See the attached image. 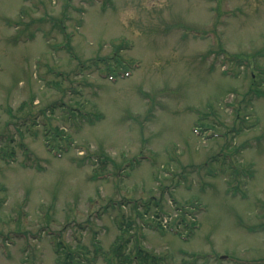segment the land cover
Wrapping results in <instances>:
<instances>
[{"label":"rangeland","instance_id":"obj_1","mask_svg":"<svg viewBox=\"0 0 264 264\" xmlns=\"http://www.w3.org/2000/svg\"><path fill=\"white\" fill-rule=\"evenodd\" d=\"M116 46L130 74L80 66ZM119 235L264 264V0H0V264H107Z\"/></svg>","mask_w":264,"mask_h":264},{"label":"trees","instance_id":"obj_2","mask_svg":"<svg viewBox=\"0 0 264 264\" xmlns=\"http://www.w3.org/2000/svg\"><path fill=\"white\" fill-rule=\"evenodd\" d=\"M118 47L116 46L114 48V54L112 56H98L90 60V63L83 62L80 64V66H83V68H90L92 66H95L96 69H101L99 72L102 76L110 77V78H116L119 76V74H123L124 70H127V67H122L124 61L122 60V57L120 54H118ZM71 52V51H69ZM82 69V68H81ZM77 91V89H73ZM66 103H63L62 107L65 108H71V105H64ZM61 107V108H62ZM72 109V108H71ZM10 110V109H9ZM69 110V109H68ZM73 110V109H72ZM10 112V111H9ZM28 114L26 113V117ZM95 117L98 115L95 114ZM47 146H49L51 149L52 141H48ZM159 208H161L159 206ZM160 210V209H159ZM163 210V209H162ZM161 211V210H160ZM158 215V214H157ZM156 215H154L155 217ZM183 222H185V218L183 215L180 217ZM185 225V224H184ZM129 241V238H125L121 235L118 236V238L114 241V244L111 246L110 249H108L109 254L104 257L107 264H160L162 258L151 253L150 251L146 250L141 245H138V243L134 244V247H132V251H125V248L127 246V243ZM137 242V241H136ZM61 243H58V246L56 247L55 251L58 253L60 250ZM65 245L63 244V248ZM101 247L98 245V249ZM99 252L96 251L94 255L91 257H85L87 259V262L85 264H95L97 261V254ZM57 264H80L79 261H77L75 258L70 256L69 254H65L61 261L57 259Z\"/></svg>","mask_w":264,"mask_h":264},{"label":"bare ground","instance_id":"obj_3","mask_svg":"<svg viewBox=\"0 0 264 264\" xmlns=\"http://www.w3.org/2000/svg\"><path fill=\"white\" fill-rule=\"evenodd\" d=\"M103 177L105 178V176H103ZM103 177H102V178H103Z\"/></svg>","mask_w":264,"mask_h":264}]
</instances>
